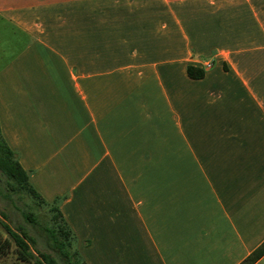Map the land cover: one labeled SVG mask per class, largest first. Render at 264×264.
I'll list each match as a JSON object with an SVG mask.
<instances>
[{
	"label": "crops",
	"instance_id": "0c3cea01",
	"mask_svg": "<svg viewBox=\"0 0 264 264\" xmlns=\"http://www.w3.org/2000/svg\"><path fill=\"white\" fill-rule=\"evenodd\" d=\"M0 43L3 137L86 264L264 243V0H0Z\"/></svg>",
	"mask_w": 264,
	"mask_h": 264
},
{
	"label": "trees",
	"instance_id": "16d2710c",
	"mask_svg": "<svg viewBox=\"0 0 264 264\" xmlns=\"http://www.w3.org/2000/svg\"><path fill=\"white\" fill-rule=\"evenodd\" d=\"M192 76L203 75L194 73L192 67L188 68ZM0 171L8 178V186L15 192L29 195L37 202L48 203L32 187L29 182V173L20 164L18 154L13 151L3 137L0 127ZM52 219L55 223L53 229L46 228L48 239L54 240L53 248L60 255L58 260L52 253L35 249L36 240L23 226L14 229L6 220L0 217V260L14 257L13 264H86L74 247V234L64 220L59 207L49 204ZM5 215V214H4ZM27 221L36 223L32 213L24 214ZM264 254V243L259 246L242 264H252Z\"/></svg>",
	"mask_w": 264,
	"mask_h": 264
},
{
	"label": "rangeland",
	"instance_id": "374dc122",
	"mask_svg": "<svg viewBox=\"0 0 264 264\" xmlns=\"http://www.w3.org/2000/svg\"><path fill=\"white\" fill-rule=\"evenodd\" d=\"M25 213H32L37 222L27 221ZM52 216L49 204L39 203L29 195L13 191L8 186V178L0 171V217L14 229L23 226L36 240L35 249L50 252L60 260V255L53 248L55 242L48 239L46 231V228L53 229L55 226Z\"/></svg>",
	"mask_w": 264,
	"mask_h": 264
},
{
	"label": "built area",
	"instance_id": "2783aa9c",
	"mask_svg": "<svg viewBox=\"0 0 264 264\" xmlns=\"http://www.w3.org/2000/svg\"><path fill=\"white\" fill-rule=\"evenodd\" d=\"M201 62L205 68H211L213 66V62L210 60H202ZM253 264H264V255L262 256L260 260H258L257 262Z\"/></svg>",
	"mask_w": 264,
	"mask_h": 264
}]
</instances>
